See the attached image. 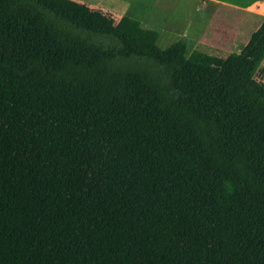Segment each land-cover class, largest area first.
<instances>
[{
  "label": "trees",
  "instance_id": "1",
  "mask_svg": "<svg viewBox=\"0 0 264 264\" xmlns=\"http://www.w3.org/2000/svg\"><path fill=\"white\" fill-rule=\"evenodd\" d=\"M158 37L0 0V264H264V18L239 53Z\"/></svg>",
  "mask_w": 264,
  "mask_h": 264
},
{
  "label": "rangeland",
  "instance_id": "2",
  "mask_svg": "<svg viewBox=\"0 0 264 264\" xmlns=\"http://www.w3.org/2000/svg\"><path fill=\"white\" fill-rule=\"evenodd\" d=\"M102 2L99 7L89 8L108 12L115 7L124 8L127 0ZM199 3V0H131L127 15L138 19L143 29L158 33L157 47L161 50L184 40L187 55L194 49L208 54L239 53L261 18L222 7H208L206 15L204 9H198Z\"/></svg>",
  "mask_w": 264,
  "mask_h": 264
},
{
  "label": "crops",
  "instance_id": "3",
  "mask_svg": "<svg viewBox=\"0 0 264 264\" xmlns=\"http://www.w3.org/2000/svg\"><path fill=\"white\" fill-rule=\"evenodd\" d=\"M71 1L79 3V4H83V5L88 6V7H92L91 5H93V7H99V5L104 4L102 2V0H71ZM130 1L131 0H127L124 8L115 7L116 9L112 8L111 11H108L106 13L111 14L112 17L116 21L119 20L122 16H128L127 15L128 14V6L130 5ZM199 1H200V3L198 4V6H199L198 9H204L206 15H207L208 7L209 8L210 7H218V8L222 7V8H225L227 11L236 12V13L241 12V13H246V14H253L257 18H264V6H262L257 13L252 12V7H254L257 4V2H259L261 0H199ZM90 9L96 10V8H90ZM103 12H105V11H103ZM116 13H118L119 15H117ZM116 17H119V18H116ZM129 17H131V16H129ZM131 18H133L139 22L138 19H136L134 17H131ZM186 23L188 24V22H186ZM167 27H169L170 29L172 28L169 25ZM188 27L195 30L194 26L191 27V25H188Z\"/></svg>",
  "mask_w": 264,
  "mask_h": 264
},
{
  "label": "built area",
  "instance_id": "4",
  "mask_svg": "<svg viewBox=\"0 0 264 264\" xmlns=\"http://www.w3.org/2000/svg\"><path fill=\"white\" fill-rule=\"evenodd\" d=\"M262 6H264L263 0L257 2V4L254 7H252V12L257 13Z\"/></svg>",
  "mask_w": 264,
  "mask_h": 264
}]
</instances>
